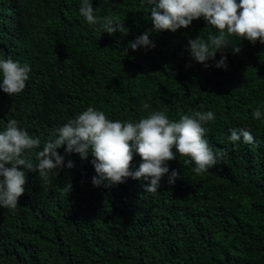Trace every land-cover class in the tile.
Listing matches in <instances>:
<instances>
[{"label": "trees", "instance_id": "16d2710c", "mask_svg": "<svg viewBox=\"0 0 264 264\" xmlns=\"http://www.w3.org/2000/svg\"><path fill=\"white\" fill-rule=\"evenodd\" d=\"M91 2L95 15L124 22L128 34L89 25L81 0H0V58L31 69L22 93L0 90V131L16 119L40 138L38 151L89 106L132 122L156 111L171 120L211 111L205 138L223 158L197 175L173 148L169 172L181 178L170 186L165 175L150 193L143 178L93 186L91 154L81 160L62 146L73 168L48 183L26 172L17 208L0 207V264H264V44L230 37L241 51L224 49L226 69L215 67L219 51L205 68L186 50L189 39L215 32L200 18L151 33L154 48L132 51L130 42L151 28L150 6ZM140 163L134 153L131 169Z\"/></svg>", "mask_w": 264, "mask_h": 264}, {"label": "clouds", "instance_id": "9594fccd", "mask_svg": "<svg viewBox=\"0 0 264 264\" xmlns=\"http://www.w3.org/2000/svg\"><path fill=\"white\" fill-rule=\"evenodd\" d=\"M141 5L150 6L145 11L150 12L151 28L130 42L132 51L154 48L149 38L151 33H174L200 18L215 32L209 33L206 41L199 36L189 39L186 50L205 68L219 51L221 58L215 67L226 69L224 49L231 46L233 53L241 51L238 45L231 43L230 37L264 44V0H141ZM79 13L89 25L100 24L103 32L110 36L116 33L126 36L129 32L124 22L112 16L95 15L91 0H81ZM30 71L27 64L22 66L11 58H0V90L10 97L19 95L26 87ZM252 115L260 119V109ZM214 120L211 111L182 114L178 120L169 119L162 111L152 112L136 122L110 120L104 112L89 106L59 127L55 138H50L42 150L36 151L41 147L40 138L31 136L16 119H10L0 131V207L17 208L18 198L25 192L26 172L38 173L48 183L51 177L59 176V170L65 166L73 168V162L68 160L65 164V157L58 153L57 149L62 146L66 155L77 153L81 160L91 154L96 173L91 182L96 187L121 184L129 177L143 178L148 182L143 185L145 192L155 193L165 175L167 184L174 185L181 174L175 169L169 172L167 162L176 158L173 148L179 156L187 158L185 164H194L193 171L200 175L223 158V153L214 152L205 138L204 125ZM230 139H238L235 132ZM244 139L251 141L252 137L246 132ZM134 153L141 160L136 170L131 169ZM71 188L69 182L65 190L69 193Z\"/></svg>", "mask_w": 264, "mask_h": 264}]
</instances>
